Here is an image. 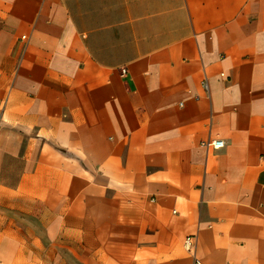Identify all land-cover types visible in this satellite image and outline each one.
<instances>
[{
    "label": "crops",
    "instance_id": "crops-1",
    "mask_svg": "<svg viewBox=\"0 0 264 264\" xmlns=\"http://www.w3.org/2000/svg\"><path fill=\"white\" fill-rule=\"evenodd\" d=\"M194 258L264 264V0H0V264Z\"/></svg>",
    "mask_w": 264,
    "mask_h": 264
},
{
    "label": "built area",
    "instance_id": "built-area-1",
    "mask_svg": "<svg viewBox=\"0 0 264 264\" xmlns=\"http://www.w3.org/2000/svg\"><path fill=\"white\" fill-rule=\"evenodd\" d=\"M204 86H206V83H204ZM203 146L206 147H212L213 149H219L224 146V141L220 138H214L211 140H207L205 142H202ZM226 178H222L224 181ZM195 236H187L184 239L183 246L185 250L190 253L192 256L195 254V249H196V243H195ZM193 264H201L200 260L194 258Z\"/></svg>",
    "mask_w": 264,
    "mask_h": 264
}]
</instances>
